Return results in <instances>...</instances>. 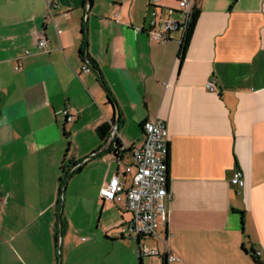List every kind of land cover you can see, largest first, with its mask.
Here are the masks:
<instances>
[{"label": "crops", "instance_id": "0c3cea01", "mask_svg": "<svg viewBox=\"0 0 264 264\" xmlns=\"http://www.w3.org/2000/svg\"><path fill=\"white\" fill-rule=\"evenodd\" d=\"M177 2L0 0V264H60L59 178L78 165L80 186L64 201L85 207L77 223L62 219L61 264L98 233L112 242L95 264H264V0H195L181 58L179 28L165 40L150 34L182 18ZM41 30L47 50L36 43ZM154 116L167 128L160 228L172 261L159 256L164 241L154 236L146 237L159 254L140 256L143 238L121 231L131 218L125 199L99 194L113 174L131 183L132 154L118 158L97 126L112 120L120 142L138 146L142 122ZM235 168L241 187L230 182Z\"/></svg>", "mask_w": 264, "mask_h": 264}, {"label": "built area", "instance_id": "2783aa9c", "mask_svg": "<svg viewBox=\"0 0 264 264\" xmlns=\"http://www.w3.org/2000/svg\"><path fill=\"white\" fill-rule=\"evenodd\" d=\"M48 8L54 5L53 0H46ZM178 8L182 13V18L176 20L168 18L159 23V27L150 29V34L154 38L165 40L169 30L179 28L181 36L179 44L188 27V22L195 5V0H178ZM155 24V20H151ZM60 29H57L59 31ZM37 46L42 50H47V39L41 30L37 40ZM28 52L29 50H25ZM84 70H90L91 65L88 59L81 66ZM205 87L215 90L214 81L208 80ZM117 124L112 120L109 124V139L114 143L115 154L120 158L122 151L129 149L132 154V163L125 166V171H131V183L125 186L117 174L110 176L109 180L99 188V194L105 199L126 201V207L131 213V218L121 225L122 234L135 238L154 236L164 241L163 255L166 261L177 259V256L170 251V246L166 240V235L160 228L167 219V201L169 191L167 188V162L168 151L167 128L164 120L159 116L145 119L142 122L144 140L138 146L126 145L120 142L116 134ZM230 182L241 187L244 183L241 169L235 168L230 177ZM140 256L159 254L157 247H145L139 245ZM256 254L260 253L256 249Z\"/></svg>", "mask_w": 264, "mask_h": 264}, {"label": "rangeland", "instance_id": "374dc122", "mask_svg": "<svg viewBox=\"0 0 264 264\" xmlns=\"http://www.w3.org/2000/svg\"><path fill=\"white\" fill-rule=\"evenodd\" d=\"M67 164H68V162H67ZM60 175H62L61 180H60L62 187H61V190L59 192L60 193L59 194L60 201H59L58 206H59V208H61V207H62V209L64 208L61 218L64 220L68 214V215H70L71 218H73L74 222L77 223L78 220L80 219L79 208L85 207L84 202L79 199L77 201V206H76L78 208V210H73V209L70 210L69 209L70 202L66 203L64 201V198H65V195L67 196L69 193L71 196H73V194L78 190V187L80 186L79 172L73 173V175L70 177L69 176L66 177L64 172H61ZM70 199H69V201H70ZM58 230H59V227L57 226L56 232ZM126 234H124V235H126ZM61 236H62L61 233H58V241H57V246H56L57 257L59 258L60 264H61V258L60 257L62 256L61 255L62 254L61 248H63V247L65 248V246L67 245L65 242H64L63 246L61 245L62 244L61 243ZM80 237L83 239L86 238L87 237L86 232L85 231H83V233L80 232ZM142 238H143L142 239L143 243H145L144 246L150 247L153 239L151 237H142ZM129 239L133 240L136 243L135 237L131 236V237H129ZM81 241L83 242L82 244H80L78 242L76 246H73L70 249L68 260H71V258L73 259L70 262V264H95L93 262L92 257H97V258L99 257L100 258V257H103L104 255H106L107 254L106 248L108 246H110L112 239L110 237L107 238L106 235L103 233H98V238H97L96 244H93L90 247L89 246H82V245L86 244L85 243L86 240H81ZM114 244L116 246L117 242L114 241ZM64 256H66V255H64ZM156 260L159 261V258H156ZM75 261H76V263H74Z\"/></svg>", "mask_w": 264, "mask_h": 264}, {"label": "trees", "instance_id": "16d2710c", "mask_svg": "<svg viewBox=\"0 0 264 264\" xmlns=\"http://www.w3.org/2000/svg\"><path fill=\"white\" fill-rule=\"evenodd\" d=\"M234 0H231V3H233ZM197 13H198V9H197V6L194 5L193 8H192V12H191V15H190V19H189V22H188V27H187V30L185 32V35L182 39V42L179 46V57L181 58L183 56V53H184V50L190 40V37H191V34H192V30H193V26H194V23H195V20H196V17H197ZM82 52V51H81ZM96 131L98 133V135L101 137V138H106L107 135H108V131H109V124L108 123H104V124H101L99 126H97L96 128ZM112 149L115 150V148L113 147ZM80 166H72V168H69V167H63L62 168V172L65 173V176L68 177L70 176L72 173L74 172H77L79 170ZM61 177L60 176V180H61ZM61 187H62V184L61 182L59 183V186H58V194H60V190H61ZM58 202L60 201V197L57 199ZM57 226L59 227V230L57 232H55V239H56V242L58 241V233H62V230H63V226H64V223H63V220L61 218V216L59 215L58 217V221H57ZM162 260H165V257L164 255H159Z\"/></svg>", "mask_w": 264, "mask_h": 264}, {"label": "water", "instance_id": "95a60500", "mask_svg": "<svg viewBox=\"0 0 264 264\" xmlns=\"http://www.w3.org/2000/svg\"><path fill=\"white\" fill-rule=\"evenodd\" d=\"M137 239V241H138V238H136ZM139 264H140V262H139Z\"/></svg>", "mask_w": 264, "mask_h": 264}]
</instances>
